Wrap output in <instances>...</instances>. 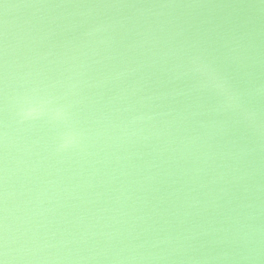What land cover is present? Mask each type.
Instances as JSON below:
<instances>
[{
	"label": "clouds",
	"instance_id": "9594fccd",
	"mask_svg": "<svg viewBox=\"0 0 264 264\" xmlns=\"http://www.w3.org/2000/svg\"><path fill=\"white\" fill-rule=\"evenodd\" d=\"M0 264H264V0H0Z\"/></svg>",
	"mask_w": 264,
	"mask_h": 264
}]
</instances>
